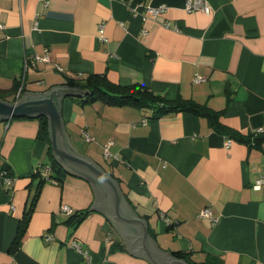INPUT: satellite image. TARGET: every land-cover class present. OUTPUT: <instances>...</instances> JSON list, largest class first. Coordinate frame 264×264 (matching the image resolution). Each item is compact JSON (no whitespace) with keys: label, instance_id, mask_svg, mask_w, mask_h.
Listing matches in <instances>:
<instances>
[{"label":"crops","instance_id":"1","mask_svg":"<svg viewBox=\"0 0 264 264\" xmlns=\"http://www.w3.org/2000/svg\"><path fill=\"white\" fill-rule=\"evenodd\" d=\"M186 2L0 0V90L23 81L22 91L3 101L68 86L65 77L104 74L121 86L140 83L167 99L222 111L219 121L244 135L264 132V0H202L207 13L187 10ZM46 51L49 62L32 63ZM151 114L61 99L70 147L117 182L159 251L187 253L194 262L215 256L224 264H264V182L254 187L264 175V142L250 147L188 113ZM38 127L29 117L0 122V171L7 167L12 178L8 187L0 177V264H152L132 254L128 237L98 209L92 182L62 166L61 181L49 176ZM40 179L26 231L11 250ZM204 208L215 222L199 216ZM85 209L91 211L75 228L66 223Z\"/></svg>","mask_w":264,"mask_h":264},{"label":"water","instance_id":"2","mask_svg":"<svg viewBox=\"0 0 264 264\" xmlns=\"http://www.w3.org/2000/svg\"><path fill=\"white\" fill-rule=\"evenodd\" d=\"M84 94V91L76 87L64 85L43 94H23L13 103L0 99V122L14 117H45L53 158L69 174L92 182L100 196L98 209L113 219L128 237L132 254L147 258L152 264H188L170 256L167 251H159L146 234L145 221L133 214L125 203L117 182L92 160L70 147L61 116V99L67 96L81 97Z\"/></svg>","mask_w":264,"mask_h":264},{"label":"trees","instance_id":"3","mask_svg":"<svg viewBox=\"0 0 264 264\" xmlns=\"http://www.w3.org/2000/svg\"><path fill=\"white\" fill-rule=\"evenodd\" d=\"M65 78L66 80L64 84L70 87H76L85 92L81 97L67 96L70 99L79 101L82 105L102 102L114 106H132L139 109L151 110V117L153 119H158L159 117L170 113H188L205 118L209 126L216 133L232 140L245 143L250 147L261 149L264 142V132H259L251 136L244 135L233 128L227 127L219 121L222 111H215L207 107L205 104H199L192 99H184L178 96L177 98L170 100L164 95L156 93L140 83H133L127 86L112 83L104 74H90L83 79ZM19 87L20 81H14L10 89L0 90V99L5 100L7 94L14 93L16 90L18 91ZM22 89L23 87L21 88V91ZM36 120L39 124L37 138L48 145L47 154L50 160L49 176L61 181L62 177L67 175V172L52 156L48 134V121L43 116L37 117ZM3 169H6V171L8 170L5 166ZM43 181V179H40L38 188L34 192L28 207L23 211L21 219H19L16 235L11 243V250L16 249L21 243V239L26 231L27 224L33 212L34 204L39 195V187ZM90 211V209H85L81 212L71 214L66 220V223L75 228L83 218L90 213ZM174 255L179 259L185 260L188 264H224L220 258L215 256H208L202 262H194L190 259L187 253L175 252Z\"/></svg>","mask_w":264,"mask_h":264},{"label":"built area","instance_id":"4","mask_svg":"<svg viewBox=\"0 0 264 264\" xmlns=\"http://www.w3.org/2000/svg\"><path fill=\"white\" fill-rule=\"evenodd\" d=\"M201 4H202V0H187V2H186V9L189 10V11H191V10H195L196 7H199V9H201V10H203L204 12L207 13V12L209 11V7H207V6L202 7ZM200 6H201V7H200ZM163 10H164V7H163V6L159 7L158 9L148 8V11L153 12V13H156V12L159 13V12H162ZM4 28H5V26H4L3 24L0 23V32H1ZM101 29H102V28H100L99 31L102 33V30H101ZM0 36H1V33H0ZM31 61H32L33 64L40 63V62H41V63H47V62L50 61V56H49V54H48L47 51L45 52L44 55H37V54H34L33 57L31 58ZM200 80H202L200 77H197V78L195 79V81H198V82H199ZM22 82H23V81H22ZM22 82H20V87H19V89H18L19 92L21 91V88H22ZM18 95H19V94H18ZM142 123H144V121H142ZM82 134H83V136H84V138H85L86 141L91 140V138L89 137V135H88L87 132L84 131V132H82ZM111 143H112V141H109V142L104 146L105 155H107V156L109 155V153H108V146H109ZM0 177H1L2 181H3V183H4L6 186L9 187V186L12 184V178H10V177L8 176V172L6 171V169H2V170L0 171ZM47 179L50 180L51 178L47 177ZM263 182H264V175L261 176V177L256 181L254 187H255L256 189H258V188L262 185ZM63 210H66L68 213H71V212H72V210L69 209V208L66 207V206L63 207ZM199 216H201V217H209V218L212 219L213 222H215V221L217 220V218H214V217L211 216V211H210L209 208H204V209H202V210L200 211V213H199ZM46 239L49 240V239H51V237H50V236H46ZM70 246H71L75 251H77L78 253H81V254H83V255H86V254H87L85 251L82 250V248H81V244H80L78 241H76V240H72L71 243H70Z\"/></svg>","mask_w":264,"mask_h":264},{"label":"rangeland","instance_id":"5","mask_svg":"<svg viewBox=\"0 0 264 264\" xmlns=\"http://www.w3.org/2000/svg\"><path fill=\"white\" fill-rule=\"evenodd\" d=\"M82 144H84V143H82ZM84 145H86V144H84ZM77 147H78V149H79L80 151H82V152L85 151V150H84L85 147H84L83 145H79V144H78Z\"/></svg>","mask_w":264,"mask_h":264}]
</instances>
